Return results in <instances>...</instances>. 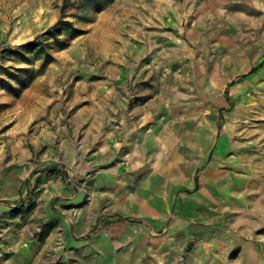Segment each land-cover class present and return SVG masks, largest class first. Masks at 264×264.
I'll list each match as a JSON object with an SVG mask.
<instances>
[{
    "label": "rangeland",
    "instance_id": "rangeland-1",
    "mask_svg": "<svg viewBox=\"0 0 264 264\" xmlns=\"http://www.w3.org/2000/svg\"><path fill=\"white\" fill-rule=\"evenodd\" d=\"M131 124L181 148L157 152L175 180L205 162L239 173L213 196L217 261L264 264V0H0V264H75L64 232L91 195L54 206L57 176L77 185L62 155L119 148Z\"/></svg>",
    "mask_w": 264,
    "mask_h": 264
},
{
    "label": "crops",
    "instance_id": "crops-1",
    "mask_svg": "<svg viewBox=\"0 0 264 264\" xmlns=\"http://www.w3.org/2000/svg\"><path fill=\"white\" fill-rule=\"evenodd\" d=\"M120 107L114 109L115 115L119 110L125 112ZM131 125L134 126L128 125L126 132L133 133L126 143H121L119 148L124 151L120 155L117 148L120 143L110 141V135L91 154L85 155L70 146L62 155L71 169L66 179L69 182L75 178L77 185L71 184L70 188L61 175L57 176L56 183L60 186L57 193L66 199L54 206L78 205L88 193L91 195L79 217L71 219L74 222L69 226L71 229L64 232L71 244L66 256L75 264H218L215 251L224 230L208 221L212 212L220 211L213 196L232 193L235 175L240 176L239 173L224 171L221 163L205 162L199 175H181L175 180L170 171L164 173L154 168L160 157L158 151L167 153L174 163L177 156L184 158L181 148L174 150L170 140L160 145L159 137L153 139L155 128L149 133L137 124ZM90 132L93 138L89 141L101 138L94 127ZM89 161L104 166L85 172L83 164ZM248 180V186L251 184L252 190L255 189L256 178ZM113 198L116 202L111 211ZM101 200L103 214L98 217L94 206ZM231 229L233 238L240 240L242 237L235 232H240L241 227L236 224ZM245 243L254 260L256 242Z\"/></svg>",
    "mask_w": 264,
    "mask_h": 264
},
{
    "label": "trees",
    "instance_id": "trees-1",
    "mask_svg": "<svg viewBox=\"0 0 264 264\" xmlns=\"http://www.w3.org/2000/svg\"><path fill=\"white\" fill-rule=\"evenodd\" d=\"M33 45H35V43H33V42H30V43H27V44H25V45H23L24 47H30V46H33ZM262 64V63H261ZM259 66H261V65H259ZM257 68L255 67V68H253L252 70H251V72H254L255 70H256Z\"/></svg>",
    "mask_w": 264,
    "mask_h": 264
}]
</instances>
